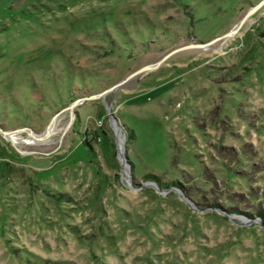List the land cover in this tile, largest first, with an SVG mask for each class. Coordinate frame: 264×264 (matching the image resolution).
<instances>
[{"label": "rangeland", "instance_id": "rangeland-1", "mask_svg": "<svg viewBox=\"0 0 264 264\" xmlns=\"http://www.w3.org/2000/svg\"><path fill=\"white\" fill-rule=\"evenodd\" d=\"M261 1L0 0V264H264Z\"/></svg>", "mask_w": 264, "mask_h": 264}, {"label": "water", "instance_id": "water-1", "mask_svg": "<svg viewBox=\"0 0 264 264\" xmlns=\"http://www.w3.org/2000/svg\"><path fill=\"white\" fill-rule=\"evenodd\" d=\"M264 3V0H262L261 2H259L256 6H252L249 8V10L247 11V13L244 15V17L241 19V21H239L236 26L230 30L229 32H227L225 35H221V36H217L215 37L214 39H212L211 41H207V42H203V43H199L197 45L193 44V45H188V47L190 46H195V47H203V46H206L208 44H211L212 42H214L215 40L217 39H220V38H227L229 37L230 35H233L237 30H239V28L242 26V24L244 23V21H246V19L251 15L252 12H254L255 10H257L259 7L262 6V4ZM184 48H187V47H183V48H178L177 50H182ZM176 50H173L172 52H170L168 55H165L161 60L157 61L155 64L151 65H147L143 68H141L140 70H136L135 72H133L131 75H128V77H126L123 81H119L116 85H114L111 89H115L118 85L120 84H123L124 82H126L128 79H130L133 75H136V74H140L148 69H152L154 68L156 65H158L160 62H162L163 60L167 59L173 52H175ZM102 93V92H101ZM101 93H98L96 95L93 96V98H97L101 95ZM3 132V131H2ZM6 134V132H5ZM7 136V135H6Z\"/></svg>", "mask_w": 264, "mask_h": 264}, {"label": "bare ground", "instance_id": "bare-ground-1", "mask_svg": "<svg viewBox=\"0 0 264 264\" xmlns=\"http://www.w3.org/2000/svg\"><path fill=\"white\" fill-rule=\"evenodd\" d=\"M58 119V118H57ZM59 120V119H58ZM53 122V121H52ZM56 123H53L48 129V131H47V133L48 134H52L53 133V131L54 130H56ZM19 132L18 131H15V132H11V133H9L8 134V137H10L11 139H13L14 141H16V142H20V140H19ZM25 141V140H24ZM29 141V140H28ZM34 141V140H33ZM30 143V142H29ZM120 143L122 144V141H120ZM125 172H126V174H127V169H125ZM125 176V175H124Z\"/></svg>", "mask_w": 264, "mask_h": 264}]
</instances>
